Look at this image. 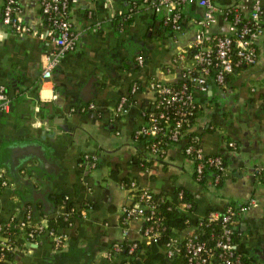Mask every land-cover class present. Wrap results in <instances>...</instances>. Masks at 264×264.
I'll return each mask as SVG.
<instances>
[{"label": "crops", "instance_id": "obj_1", "mask_svg": "<svg viewBox=\"0 0 264 264\" xmlns=\"http://www.w3.org/2000/svg\"><path fill=\"white\" fill-rule=\"evenodd\" d=\"M215 2L222 7L245 4V11L251 4ZM18 3L32 33H17L3 23L0 0V86L11 99L0 109V168L10 182L0 183V227L13 220L20 225L31 215L41 230L36 239L14 247L10 264H122L118 245L143 238L145 222L142 216L123 220V209L134 198L124 184L130 179L155 192L185 186L196 200L194 220L210 209L253 198L237 223V245L250 262L264 264V180L257 173L264 165V33L254 64L237 67L225 84L211 82L206 90H196L200 108L190 131L201 136L206 153L227 157L224 183L203 185L194 178V161L185 153L187 135L161 156L151 153L148 138L138 134L146 119L143 111L155 102L152 91L140 89L128 111L115 112L120 96L130 94L135 82L178 80L179 73L168 72L165 65L193 41L202 5L186 3L184 27L174 31L165 23V10L147 0H78L70 12L79 34L77 47L44 80L42 58L56 47L55 31L38 0ZM227 29L220 17L209 30ZM90 103L93 108L82 109ZM33 140L52 146L40 178L16 162L20 147ZM231 140L235 148L229 146ZM86 153L98 157L95 167L87 163ZM144 160L150 162L146 167ZM70 204L76 212L58 230L65 237L58 249L50 219Z\"/></svg>", "mask_w": 264, "mask_h": 264}, {"label": "built area", "instance_id": "obj_2", "mask_svg": "<svg viewBox=\"0 0 264 264\" xmlns=\"http://www.w3.org/2000/svg\"><path fill=\"white\" fill-rule=\"evenodd\" d=\"M42 12L48 24L55 31L54 41L56 47L51 52H46L42 58V79H50L54 69L61 59L69 52L76 49L79 39L78 32L74 29L70 18L71 8L78 0H38ZM152 2L157 10H165V23L174 31L183 29V7L186 3L196 2L204 7V12L197 18L199 29L191 43L177 52L166 64L168 72L179 73V84L160 79H151L144 83L155 95L152 109L143 111L145 122L138 130V134L148 138V149L154 155H165L168 148L180 141L190 131L191 119L200 102L196 98V89L206 90L211 82L225 84L228 76L240 65H252L259 56L258 38L264 33V6L262 0H250L248 12L243 9L245 4H235L222 7L215 0H147ZM233 15V16H231ZM231 16V17H230ZM222 17L228 23L226 32L209 29L212 24ZM2 21L15 32L25 34L32 33L33 27L23 20L21 7L18 0H3ZM139 63H143V54L137 55ZM177 80V81H178ZM140 85L135 82L130 94L120 96L115 112L124 113L132 104L133 95L140 90ZM142 89V88H141ZM11 102L4 85L0 86V109ZM94 107V103L85 105L82 109ZM201 136L192 132L185 145V153L194 161L193 175L199 181L203 177L205 167L215 166L220 170L213 179L212 184L217 185L223 173L227 171L223 155L220 153L208 154L201 145ZM229 146L235 148V140L229 141ZM87 163L95 167L98 161L96 155L86 153ZM257 173L264 180V165L257 167ZM1 185H9V178L4 168H0ZM134 193L133 200L123 209L125 222L134 217L142 216L145 222L142 227L144 237L150 242L160 234V218L155 211L158 199L155 191L139 185L138 181L131 179L124 183ZM182 191L180 194L182 195ZM250 202H229L224 208L209 210L199 218L197 226L182 239L173 237L167 246V255L173 257L184 247L186 250V262L183 264H244L243 256L237 250L234 233L237 228V220L246 213ZM191 206V203H187ZM146 209L149 214L145 213ZM76 212L75 207L69 208L62 214L65 219ZM32 220L31 215L20 225L24 226ZM218 222L212 228L208 236L197 232V227ZM201 225V226H200ZM30 230V237H35L34 226ZM41 230V228H39ZM55 237L56 248H62L65 243L63 234L52 231ZM0 244L8 249L14 246L6 238L0 239ZM136 243L131 245V249ZM117 250H121L118 245ZM2 257V256H0Z\"/></svg>", "mask_w": 264, "mask_h": 264}, {"label": "trees", "instance_id": "obj_3", "mask_svg": "<svg viewBox=\"0 0 264 264\" xmlns=\"http://www.w3.org/2000/svg\"><path fill=\"white\" fill-rule=\"evenodd\" d=\"M168 27L171 28L170 25H168ZM241 66L245 65H240L238 67ZM178 82L179 80L176 81V84L180 83ZM138 84L140 85V89L143 88L144 83L138 82ZM199 108L196 110L194 116L192 117L191 124L194 123ZM149 109H152V107ZM191 133L192 132L187 133L188 138ZM219 153L223 155L224 162L227 165V157L225 153ZM149 163L150 162L147 160L143 161L145 167L149 165ZM219 172L220 170H218L217 167L208 165L207 167H205L203 177L199 180V182L203 185L207 184L208 182L212 183L215 175ZM226 176L227 171L223 173V176L217 184L218 186H221L224 183ZM129 181H131V179ZM180 191L183 192L182 195L180 194ZM155 197L158 199V205L155 214L157 217L160 218V234L155 236L150 242L143 235V238L133 240L126 239L122 243H120L121 250H119L118 253L122 256V264H183L186 262L187 254L184 247L181 249V251L173 255V257H169L166 251L168 243L173 237H178V239H182L185 236H179L180 232H182L191 225L197 226L199 219L194 220L192 218V212L196 205L194 195L185 186H177L172 193L160 191L155 193ZM188 202L191 203V206H187ZM71 207H73L72 204L68 205V209ZM145 213L149 214V210L146 209ZM239 219L237 220V223ZM71 220L72 216L70 217V219L64 220L63 216L59 215L56 218L50 219L49 227L51 230L58 232L61 226L65 225L68 221ZM18 223L20 222L13 220L8 224H2L0 227V239L6 238L7 241L15 247L18 245L22 246L25 241L34 240L38 237L40 233L39 228L34 230L35 237H30L29 235L30 230H33L35 228V223L32 220L29 223H26L24 226H21ZM147 224L148 221L145 222V225ZM202 226L203 227H197L196 231L203 233L204 236H208L214 226H217L218 228V222ZM237 232L238 230L236 228L234 233V240L236 244H238ZM133 243H136V245L133 249H131V245ZM238 252L243 256L244 264H254L250 262L247 258H245L239 250ZM0 256H2L0 257V264H10L14 256V249H8L0 244Z\"/></svg>", "mask_w": 264, "mask_h": 264}, {"label": "water", "instance_id": "obj_4", "mask_svg": "<svg viewBox=\"0 0 264 264\" xmlns=\"http://www.w3.org/2000/svg\"><path fill=\"white\" fill-rule=\"evenodd\" d=\"M51 147V144L44 145L42 142H36L34 140L33 142L29 141L28 143H24L20 147L21 152L18 153L19 159L16 161L18 163L17 167L26 169L28 174H31L32 171L36 172V177L40 178L43 174L42 170L46 168V163L49 161V156H51L49 153ZM36 159L39 160V164L35 163ZM41 163L45 165L42 167ZM13 168V166L10 167V169Z\"/></svg>", "mask_w": 264, "mask_h": 264}]
</instances>
